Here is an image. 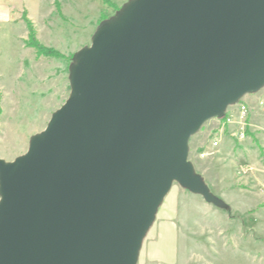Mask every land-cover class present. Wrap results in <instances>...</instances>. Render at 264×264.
Masks as SVG:
<instances>
[{
  "label": "water",
  "instance_id": "obj_1",
  "mask_svg": "<svg viewBox=\"0 0 264 264\" xmlns=\"http://www.w3.org/2000/svg\"><path fill=\"white\" fill-rule=\"evenodd\" d=\"M69 81L28 151L0 159V264H138L174 184L226 207L190 140L264 89V0H130Z\"/></svg>",
  "mask_w": 264,
  "mask_h": 264
},
{
  "label": "rangeland",
  "instance_id": "obj_2",
  "mask_svg": "<svg viewBox=\"0 0 264 264\" xmlns=\"http://www.w3.org/2000/svg\"><path fill=\"white\" fill-rule=\"evenodd\" d=\"M2 1L0 7L6 5ZM128 1L30 0L35 21L17 9L13 22H0V159L12 162L28 151L31 138L45 130L70 96L74 55L89 47L99 24ZM28 22L44 47L60 57L39 55L28 45ZM260 100H264V89L241 100L252 107L245 141L237 139L234 124L225 128L219 147L213 149L220 127L217 119L190 140V161L226 207L209 204L174 184L144 240L138 264H264ZM241 165L251 169L243 177L238 174Z\"/></svg>",
  "mask_w": 264,
  "mask_h": 264
},
{
  "label": "built area",
  "instance_id": "obj_3",
  "mask_svg": "<svg viewBox=\"0 0 264 264\" xmlns=\"http://www.w3.org/2000/svg\"><path fill=\"white\" fill-rule=\"evenodd\" d=\"M259 108L264 112V100L259 102ZM227 117L225 120L221 121V125L218 129L217 137L212 143V148L215 149L219 147L220 141L225 134V128L236 124L238 126L236 137L239 141H245L247 139L249 119H250V108L246 104H238L235 107H231L227 112ZM206 156L205 152L201 153L200 157L204 158ZM251 171L250 168L245 166L238 167V174L243 177ZM261 191L264 193V182L261 184Z\"/></svg>",
  "mask_w": 264,
  "mask_h": 264
},
{
  "label": "crops",
  "instance_id": "obj_4",
  "mask_svg": "<svg viewBox=\"0 0 264 264\" xmlns=\"http://www.w3.org/2000/svg\"><path fill=\"white\" fill-rule=\"evenodd\" d=\"M2 2H6L5 3L6 5H4V7H0V22H9V23L13 22L12 21L13 20V13H14V10H17V9L18 10L22 9V12H25V11L28 12L29 18L31 20L35 21V19L33 18L32 14H31L32 9H31L30 3H29L30 0H3ZM18 4H19V7H17ZM2 9H5L6 12H4ZM7 11H9V12L7 13ZM244 98H246V97H244ZM244 104L247 105V103H244ZM247 106L250 108V111H251V109H252L251 105H247ZM258 107H259V105H258ZM218 123L221 125L220 121H218ZM230 127H233V125Z\"/></svg>",
  "mask_w": 264,
  "mask_h": 264
},
{
  "label": "trees",
  "instance_id": "obj_5",
  "mask_svg": "<svg viewBox=\"0 0 264 264\" xmlns=\"http://www.w3.org/2000/svg\"><path fill=\"white\" fill-rule=\"evenodd\" d=\"M109 3H110V1H109ZM27 27L29 28L28 31H29V40H30L29 43L30 44H28V45L29 46L31 45L30 47L34 48L39 55L52 56V57H60L59 54L57 53V51H55L52 48L44 47V45L37 39L35 30H34L32 24L30 22L27 23ZM1 115H2V110L0 108V117H1ZM227 115L228 114H226V117H227ZM226 117L224 119H222L221 121L225 120ZM203 150L201 151L202 153L204 152Z\"/></svg>",
  "mask_w": 264,
  "mask_h": 264
}]
</instances>
